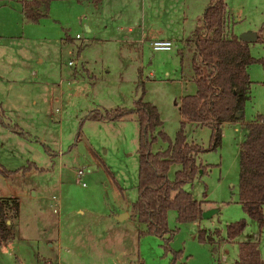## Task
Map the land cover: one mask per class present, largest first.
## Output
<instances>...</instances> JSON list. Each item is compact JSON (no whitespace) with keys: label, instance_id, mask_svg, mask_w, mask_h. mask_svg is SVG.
Here are the masks:
<instances>
[{"label":"rangeland","instance_id":"rangeland-1","mask_svg":"<svg viewBox=\"0 0 264 264\" xmlns=\"http://www.w3.org/2000/svg\"><path fill=\"white\" fill-rule=\"evenodd\" d=\"M106 1L110 27L93 25L94 30L87 32L80 21H88L94 11L88 0H53L51 12L37 23L25 19L20 0H0V196H17L21 203L13 226L15 241L3 256L0 252V264H58L61 255L62 264H67L66 250L57 245L59 237L64 248L72 235L74 239L79 236V241L88 239L87 233L94 236L99 226L112 220L119 224L113 219L115 214L137 200V115L107 121L88 117L91 112L135 108L142 89L140 99L160 111L163 124L158 130L174 138L181 127V98L197 91L194 43L174 38L172 50L154 51L149 45L146 49V45L118 41L144 14L156 22L158 17V28L167 30V21H160L155 13L161 0ZM199 2L189 0L188 13L196 12ZM226 2L227 33L240 36L261 31L250 48L255 58H264V0ZM176 3L179 0L169 3L173 17L183 11ZM120 8L123 16L115 15ZM191 22L189 17L188 25ZM249 73L253 83L244 110L246 123L264 116L263 64H252ZM17 124L21 132L12 129ZM247 132V126L225 123L221 145L200 155L207 172L185 186L196 198L206 200L204 208L216 210L201 220L202 229H219L225 237L227 224L241 219L247 222L235 240L218 246L222 261L223 253L229 261L237 258L239 243L249 236L259 242L264 259V225L260 227L239 203L240 150ZM186 135L189 142L209 147L208 126L188 123ZM167 147L168 143L159 140L153 150ZM181 167L174 163L169 178L174 179ZM78 169L85 171L83 181L77 177ZM168 222L176 230L173 246L184 249L183 261L193 258L189 263L217 264L219 258L213 257L210 246L193 238L199 230L196 225L178 223L175 210L169 211ZM126 224L143 227L138 219ZM137 245L139 257H133L137 264H169L173 257L165 254L160 237L148 235Z\"/></svg>","mask_w":264,"mask_h":264},{"label":"trees","instance_id":"trees-1","mask_svg":"<svg viewBox=\"0 0 264 264\" xmlns=\"http://www.w3.org/2000/svg\"><path fill=\"white\" fill-rule=\"evenodd\" d=\"M53 0H21L22 11L28 22L37 23L47 16ZM95 5L102 0H91ZM228 4L226 0H210L198 19L188 44H195L193 56L194 81L197 91L181 98V127L174 138L158 130L163 121L158 107L151 102L136 101L132 109L117 108L91 112L88 117L104 120H120L136 114L139 124V181L138 198L132 210L145 229L142 235L160 237L165 254L173 255L169 264H176L182 251L171 247L176 230L168 222L170 210L176 211V221L192 223L203 218L201 203L185 186L192 183L207 166L200 161L204 152L216 150L222 143L223 125L244 119L246 103L251 99L252 83L249 67L264 58L252 55L250 42L238 35L227 33ZM261 31L258 32V38ZM242 113L238 116V113ZM247 125V135L240 150L239 202L250 218L264 223V116ZM0 119L2 114L0 113ZM187 122L207 125L211 128L209 147L189 142L186 136ZM7 127L10 124L4 123ZM21 132L18 125L12 127ZM159 140L168 143L167 148L153 150ZM174 163L181 164L174 179L169 171ZM6 172H10L7 171ZM18 197H0V244L15 238L14 220L20 215ZM10 221V223H9ZM247 227L245 219L227 224L226 236L219 229H200L197 239L210 243L213 253L225 241L235 240ZM140 264H145L141 262ZM217 264H264L258 241L239 243L238 255L233 262L218 259Z\"/></svg>","mask_w":264,"mask_h":264},{"label":"crops","instance_id":"crops-1","mask_svg":"<svg viewBox=\"0 0 264 264\" xmlns=\"http://www.w3.org/2000/svg\"><path fill=\"white\" fill-rule=\"evenodd\" d=\"M78 1L83 2V1H87V0H78ZM88 1L90 3H92L94 11H92L93 12L92 15H89L88 21H86V20L80 21L81 24L83 25V28L87 32H92L94 30L93 25L96 27L99 26V27H104V28L108 29L110 27V23L108 22L109 14H107V12H106L107 9L105 8L107 1L102 0V3L99 5H95L91 0H88ZM170 1L171 0H161L160 9L158 12L157 11L155 12L156 14L158 13V16L161 18L160 21L161 20H162V22L167 21V22H165L168 25L167 30L158 28V23H159L158 17L155 18L157 20V22H156V21H154V18L151 19V17H149V16L147 17V14H144L140 21L136 22L134 25L130 24L127 27L129 34L128 35H121V37L118 39V41L121 43H124V44H126V43L135 44V45L136 44H142V47L143 46L145 47V45H146V49H147V45L150 46L151 41L158 40V39L171 40L174 42L175 41L174 38H177V39H179L178 41H181V43L185 44L187 42V39L192 37V34L195 30L197 21L199 18L202 17L204 10L208 7V5L210 3V0H208L206 2H205V0H203V1L200 0L198 10L196 12L193 11L191 13H188L189 0H179V3H176L177 7L179 9H182L183 11L182 12L177 11V14H175L174 17L171 16V11H170L171 6H169ZM53 5L54 4L52 1L50 3V12H51ZM117 14L120 16H123V9L120 8L117 11V13H115V15H117ZM189 17H190V21H192V22L188 25V18ZM173 19L175 21V26H171V24L173 25V22H174ZM41 23L42 22H40L39 25H41ZM119 28H120V30H125L124 28H126V27L121 26ZM172 28H174V33L172 32ZM174 34H177L178 37H174ZM257 35H258V33H257ZM69 39L71 41L73 40V38H71V37ZM258 39L259 38H257V40ZM150 48H151V46H150ZM36 103H37V100L34 101V104H36ZM2 112L5 115L7 114L6 109H4V108H3ZM180 115H181V112H180ZM181 120H182V116H181ZM259 120H260V117H259ZM188 123L193 124L195 122H187V124ZM231 123L234 125H243L244 127L247 126L248 124H250V123H246L243 119L240 121L231 122ZM187 124H186V126H187ZM195 124H200V123H195ZM200 125H202V127L207 126V125H203V124H200ZM19 127L21 128V126H19ZM211 132H212V130H211ZM192 142H196V141H192ZM196 143L200 144V142H196ZM201 145H202V143H201ZM206 172L200 173L199 175L205 174ZM83 180L84 179H82L81 181H83ZM0 197H17V196H0ZM196 199L201 203V206H202L204 211L207 209L209 210L210 208L211 209L214 208L212 206L204 208L203 203L206 202V200L205 199L200 200L198 198H196ZM19 200H20V198H19ZM53 200H59V202H61V200L57 196H53ZM207 202H209V201H207ZM132 205H130L129 208H127L123 211H120V213L115 214L116 218H113V219H115L116 222L119 224H113V220H112V222H110V224H107L105 227L99 226V229L95 230L94 236H91L90 231L87 233L88 239H84L82 241H79V238H80L79 236H77V238L74 239L73 235H72L68 239L67 243L64 245L65 246V248H64L62 237H61V239L59 237L57 245H58L59 249H61V250L65 249L66 250V256H65L66 263L67 264H77V261H78L77 259H80V264H133V262H136V264H137L138 261L133 260V257L135 259H137V257H139V255H138L139 246L137 244L140 242V238H146L148 235L140 234V231L145 229L144 225H143V227L142 226L139 227L138 224H135L134 226H129L128 224H126L131 219L134 220L135 223H137L138 218L132 210ZM20 213H21V210H20ZM203 218H200L199 220L192 222L191 224L196 225L200 230V229H202L201 220ZM16 221H17V219H15L13 223H15ZM258 224L260 227H262L264 225V223L261 225V223H259V222H258ZM199 230L197 231L196 234L193 235V238L197 239V234H198ZM15 237H16V235H15ZM14 239L11 241H7V242L0 244V247L2 248L0 250L2 256L7 251V248L12 247V244L15 241ZM173 240H174V238H173ZM172 241H171V243H172L171 246L174 250H176V251L181 250L182 252H184V249H179V250L175 249L176 246L175 247L173 246ZM244 241H255V240L252 239L251 236H249V238H247L246 240L244 239ZM241 242H243V241H241ZM206 244H208L210 246V251H211V254L213 255V257L216 260L219 258L222 261V258L219 256L218 252L213 253L212 248H211V244H209V243H206ZM51 246L54 247L55 243H52ZM184 248L186 249V245ZM237 255H238V252H237ZM223 256H225L223 258V261H225V262H233L236 259L235 258L234 260L229 261V258L227 257V255L225 253H223ZM183 259H184V255L182 253V257L180 259H178L176 264H191L189 262L193 258L189 259L188 262L183 261ZM18 261H20V260H18ZM63 261H64V256L61 255V259H60L58 264H60V263L62 264ZM195 264H198V263H195ZM207 264H210V263H207Z\"/></svg>","mask_w":264,"mask_h":264},{"label":"built area","instance_id":"built-area-1","mask_svg":"<svg viewBox=\"0 0 264 264\" xmlns=\"http://www.w3.org/2000/svg\"><path fill=\"white\" fill-rule=\"evenodd\" d=\"M77 38H80V34H77L76 36ZM173 42L171 40H164V39H158V40H153L150 42V46L154 51H170L173 48ZM73 61L69 62L70 66H73ZM77 177L79 180H82L84 175H85V171L83 169H78L76 171ZM83 184L85 185L86 183L83 182Z\"/></svg>","mask_w":264,"mask_h":264},{"label":"water","instance_id":"water-1","mask_svg":"<svg viewBox=\"0 0 264 264\" xmlns=\"http://www.w3.org/2000/svg\"><path fill=\"white\" fill-rule=\"evenodd\" d=\"M239 38L243 41H246V42H254L257 40L258 35L256 32H246V33L241 34L239 36ZM141 97H142V89L139 91L137 100H139ZM241 114H242L241 112L238 113V116H240ZM215 212H216V210H214V209L209 210V211H204L203 217L204 218H210ZM9 223H10V221H9Z\"/></svg>","mask_w":264,"mask_h":264}]
</instances>
